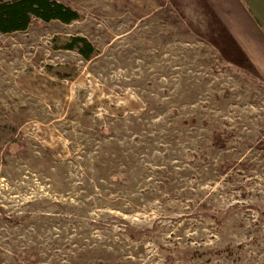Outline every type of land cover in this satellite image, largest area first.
Here are the masks:
<instances>
[{
    "label": "rangeland",
    "instance_id": "374dc122",
    "mask_svg": "<svg viewBox=\"0 0 264 264\" xmlns=\"http://www.w3.org/2000/svg\"><path fill=\"white\" fill-rule=\"evenodd\" d=\"M60 1L0 35V264H264V79L208 5Z\"/></svg>",
    "mask_w": 264,
    "mask_h": 264
},
{
    "label": "crops",
    "instance_id": "0c3cea01",
    "mask_svg": "<svg viewBox=\"0 0 264 264\" xmlns=\"http://www.w3.org/2000/svg\"><path fill=\"white\" fill-rule=\"evenodd\" d=\"M218 25L264 79V0H203Z\"/></svg>",
    "mask_w": 264,
    "mask_h": 264
},
{
    "label": "trees",
    "instance_id": "16d2710c",
    "mask_svg": "<svg viewBox=\"0 0 264 264\" xmlns=\"http://www.w3.org/2000/svg\"><path fill=\"white\" fill-rule=\"evenodd\" d=\"M79 17L75 9L60 0H0V35L27 30L35 19L70 23ZM67 48L77 50L85 58L96 53L94 45L80 36L73 37Z\"/></svg>",
    "mask_w": 264,
    "mask_h": 264
}]
</instances>
